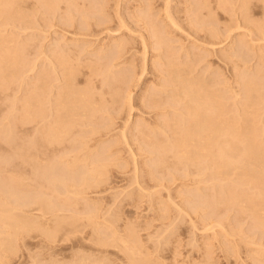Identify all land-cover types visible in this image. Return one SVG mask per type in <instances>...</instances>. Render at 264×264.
Masks as SVG:
<instances>
[{
  "label": "rangeland",
  "instance_id": "374dc122",
  "mask_svg": "<svg viewBox=\"0 0 264 264\" xmlns=\"http://www.w3.org/2000/svg\"><path fill=\"white\" fill-rule=\"evenodd\" d=\"M10 1L0 0V264H264V212L249 200L262 196V185L240 165L224 171L210 153L181 157L192 101L172 71L178 64L184 78L219 92L223 125H252L259 147L264 0ZM67 85L81 91L69 97L78 106L69 120L62 113L70 105L60 103ZM46 128L62 140L49 155ZM45 158L52 177L66 184L75 176V191L70 180L47 191ZM18 197L58 200L64 222L53 221L50 233L25 231Z\"/></svg>",
  "mask_w": 264,
  "mask_h": 264
},
{
  "label": "bare ground",
  "instance_id": "6f19581e",
  "mask_svg": "<svg viewBox=\"0 0 264 264\" xmlns=\"http://www.w3.org/2000/svg\"><path fill=\"white\" fill-rule=\"evenodd\" d=\"M12 1V0H11ZM10 1V2H11ZM17 1V0H16ZM221 2L222 1H224V3L226 2V0H220ZM13 2H14V0H13ZM231 3V2H230ZM226 4H228V3H226ZM11 5H13V4H11ZM222 5H224V4H222ZM14 6V5H13ZM227 7V6H226ZM155 24V23H154ZM156 27H157V25H156ZM158 32H160V31H158ZM161 38V37H160ZM116 45V44H115ZM121 46V45H120ZM231 55V54H230ZM229 56V55H228ZM232 56V55H231ZM234 56V55H233ZM237 58H238V56H237ZM240 58V57H239ZM238 58V59H239ZM111 59V58H110ZM233 59V58H232ZM113 60H114V58H113ZM243 60V59H242ZM111 61V60H110ZM171 61V60H170ZM113 62V61H112ZM112 62H110L111 63V65H112V67H115V66H113V63ZM176 63V62H175ZM115 64V63H114ZM174 64V63H173ZM173 64H171V66L173 65ZM178 64H174L173 65V67L175 68L174 70H172V71H175V73L174 74H176V76L177 77H179V79H180V82H181V84H182V89L180 90V94L181 95H183V94H188V95H191V100L190 101H192V103H190V104H188L187 103V105H188V110H189V112H190V114H192V120H193V122H191L190 123V125H189V127L187 128L186 127V129H182L181 130V133H179V134H182V136H181V138H179L180 139V142H179V145L181 144V146H182V148H181V150H180V154H182V158H183V156H189V157H193L192 159H194L195 158V161H193V162H196V158L197 159H199L201 156H205V154L206 153H210L211 155H213L212 156V161L215 163V162H217L218 164H220L221 165V167H222V169H223V167H224V169L226 170V169H228V168H232V167H236V166H238V165H240L241 166V168L243 167V171H242V174H243V176H247V177H249V178H252V179H250L251 181L253 180V182L255 181H257V183H259V186H261L262 185V191H261V193H262V196H261V194H260V196L259 197H250L249 198V200L253 203V205H254V207L256 206V209L258 210V208H260L261 209V212H264V192H263V190H264V143H263V141H261L262 142V144H261V142L260 143H258V144H260V145H258L259 147H257V143H256V138H257V142H258V138L259 137H256L255 136V134L254 133H252L251 132V130H252V125H251V127L250 126H247L246 125V127L247 128H243V130H240L241 129V124H240V129L239 128H235L236 126H234L235 124H232L233 122V120L231 121L232 123H230L229 124V126H228V124L225 126V125H223V124H226V123H224L225 121L224 120H220V115H221V113H220V115L218 116L217 115V112H218V109L219 108H221L222 109V107H221V104H220V102L219 101H217V98H216V96H215V94H217V93H219V92H215V94H213L212 92H210V90L208 91L207 90V87H206V84L205 83H203V81H200L199 79L198 80H196L197 78H195V80L194 79H186V78H184L183 77V75L181 74L182 72H180V69L178 70L177 68H180L179 66H177ZM170 66V68H172ZM183 67V66H182ZM110 68V67H109ZM109 68H108V70H109ZM184 68H185V66H184ZM113 69V68H112ZM111 68H110V71L112 70ZM173 69V68H172ZM169 70V69H168ZM182 70H184V69H182ZM107 72V71H106ZM169 72V71H168ZM108 73H109V71H108ZM111 73H113V72H110L109 74H111ZM117 73V72H116ZM172 73V72H171ZM114 74V73H113ZM118 74H119V72H118ZM115 75V74H114ZM182 75V76H181ZM185 75V74H184ZM174 76V75H173ZM72 77V76H71ZM73 78V77H72ZM131 78H132V76H131ZM173 78V77H172ZM175 78V77H174ZM70 81V80H69ZM75 81V80H74ZM129 81V80H128ZM178 81V80H177ZM174 82H176V81H174ZM68 83V82H67ZM70 83V82H69ZM68 83V84H69ZM73 83V82H72ZM72 83H71V85H72ZM112 84H114V83H112ZM111 84V85H112ZM74 85V84H73ZM115 85V84H114ZM68 86V85H67ZM67 86H65V87H67ZM118 86V85H117ZM71 87H73V86H68V91H66V93L62 96V98H61V101H60V103H62L61 105H63V106H61V108L63 107V109H65V105L66 104H69L70 105V103L69 102H71V103H73L72 101L74 100V98H73V100L71 101V100H69V97L75 92L74 90H75V88L77 87V86H75V88H74V90H73V88H71ZM112 87V86H111ZM113 88V87H112ZM65 89V88H64ZM66 89V90H67ZM78 89V88H77ZM77 91V90H76ZM77 92H79V91H77ZM81 92V91H80ZM79 92V93H80ZM178 92V91H177ZM79 93H74V94H79ZM73 94V95H74ZM111 94H112V92H111ZM130 94V93H129ZM220 94V93H219ZM72 95V96H73ZM75 95V96H76ZM84 95V94H83ZM82 95V96H83ZM176 95V94H175ZM179 95V94H178ZM187 95V96H188ZM79 96H81L80 94H79ZM78 96V97H79ZM186 96V97H187ZM130 97H131V94H130ZM184 97V96H183ZM182 97V98H183ZM70 98H72V97H70ZM181 98V99H182ZM188 98H190V97H188ZM188 98H186V99H188ZM79 99H80V97H79ZM82 99V98H81ZM184 99V98H183ZM75 100H76V97H75ZM179 100V99H178ZM79 102H81V101H79ZM78 102V103H79ZM86 102V101H85ZM169 102V101H168ZM59 103V104H60ZM77 103V105H79V106H81V105H84V104H82L83 103V99H82V103H79L78 104ZM73 104H75L76 105V103H75V101H74V103ZM171 104H173V102L171 103ZM170 104V106H172ZM164 105V104H163ZM167 105V104H166ZM177 105V104H176ZM186 105V106H187ZM252 105H254V104H252ZM85 106V105H84ZM90 106L91 105H89V107L88 108H90ZM224 106V105H223ZM74 107H78V106H73L72 107V105H70V107L69 108H66L64 111H63V115H64V117H66V118H68L67 120H69V119H71L70 117H74V115H75V112H76V110H74ZM81 107H83V106H81ZM153 107V106H152ZM151 107V108H152ZM165 107V106H164ZM171 108V107H170ZM225 108V107H224ZM223 108V109H224ZM77 109V108H76ZM85 110L87 109V108H84ZM92 108H90V110H91ZM79 110V109H78ZM80 110H82L81 108H80ZM101 110V109H100ZM45 112H47V111H45ZM79 112V111H78ZM81 112V111H80ZM79 112V113H80ZM83 112V111H82ZM81 112V113H82ZM188 112V111H187ZM219 112H220V110H219ZM52 113V112H51ZM50 113V114H51ZM77 113V112H76ZM85 114H86V112H85ZM82 115H84L83 113H82ZM49 114L48 115H42V119H44L45 121L48 119L49 120ZM76 116H77V114H76ZM75 116V117H76ZM79 116V115H78ZM81 116V115H80ZM102 116V115H101ZM86 118V117H88V116H81V118ZM190 117V116H189ZM65 118V119H66ZM77 119H78V117H76ZM82 118V119H83ZM84 118V119H85ZM53 119V118H52ZM51 119V120H52ZM75 119V118H74ZM81 119V121H83ZM230 119V118H229ZM56 120V119H55ZM80 120V117H79V119H78V121ZM190 120V119H189ZM188 120V121H189ZM71 121V120H70ZM80 121V122H81ZM191 121V120H190ZM228 121V120H227ZM47 122V121H46ZM50 122H52V121H49V123ZM75 122H77V120L75 121ZM174 122H175V120H174ZM49 123H46V125L47 124H49ZM67 123V122H66ZM65 123V124H66ZM69 123H71V122H69ZM229 123V122H228ZM250 123V122H249ZM44 124V123H43ZM88 123H86V125H87ZM170 125H171V123H169ZM168 124V125H169ZM189 124V123H188ZM223 125V128H221L222 127V125ZM246 124H248V123H246ZM252 124V123H251ZM45 125V126H46ZM58 125V124H57ZM64 125V124H63ZM82 125H83V123H82ZM93 125H95V124H93ZM172 125H173V123H172ZM171 125V126H172ZM238 125V124H237ZM255 125V124H254ZM49 126H51V124H49L48 125V128H49ZM56 126V125H55ZM103 126V125H102ZM102 126H100V127H102ZM228 126V127H227ZM225 127H227V128H225ZM239 127V126H238ZM50 128H52V127H50ZM54 128V127H53ZM62 128H64L65 130H66V128H65V126H62ZM98 128V127H97ZM96 128V130H98V129H100V128H98L97 129ZM108 128V127H107ZM68 129V128H67ZM105 129V128H104ZM245 129V130H244ZM253 129H254V127H253ZM56 129H48L47 130V128L45 129V131H44V133L43 134H45L44 135V144H42V146L44 145V154L45 155H47L46 154V152L48 151V149L50 150L51 149V147H52V145H53V147H55L54 146V144L56 145V149L58 148L57 147V145H58V142L60 143V141L62 142V140H60V141H57L56 140V131H55ZM95 130V129H94ZM93 130V131H94ZM248 130V131H247ZM51 131H55L56 133H54V132H51ZM57 131H59V129H58V127H57ZM253 131V130H252ZM60 132V131H59ZM62 132H63V130H62ZM98 132V131H97ZM179 132H180V130H179ZM255 132H256V130H255ZM64 133H66L65 131H64ZM83 133H85V132H83ZM228 133V135L230 136V137H232V140H227V139H224V136L223 135H226ZM60 134V133H59ZM63 134V133H62ZM258 134V133H257ZM61 135V134H60ZM41 136H42V134H41ZM40 136V137H41ZM221 136H223L222 138V140L220 139L221 138ZM43 137V136H42ZM88 137V136H87ZM226 137V136H225ZM57 138H58V140H59V137H58V135H57ZM85 139H87V138H85ZM176 140H178V139H176ZM261 140V139H260ZM85 141V140H84ZM157 141V140H156ZM42 142H43V140H42ZM86 142V141H85ZM149 144H150V142H148ZM155 143V144H154ZM153 143V145H154V147H156L157 149H158V147L160 148V146L162 147V145H160V144H158L157 142H154ZM226 143H228L227 144V146L226 145H224V144H226ZM240 143H242V145L240 144ZM84 144V143H83ZM86 144V143H85ZM51 146V147H50ZM151 146V145H150ZM222 146H223V148H222ZM153 146H152V148H154ZM186 147V148H185ZM166 148V147H165ZM165 148L163 147V149L165 150ZM53 149V148H52ZM162 149V148H161ZM58 150H60V149H58ZM58 150H56V152L58 151ZM154 150V149H153ZM159 150V149H158ZM166 151V150H165ZM41 152H42V150H41ZM161 152V151H160ZM167 152V151H166ZM162 153V152H161ZM163 154H165V153H163ZM179 154V155H180ZM42 155V154H41ZM49 155V154H48ZM91 155V154H90ZM42 157V156H41ZM45 157V156H44ZM48 157V156H47ZM180 157V158H181ZM43 158V157H42ZM82 158H84L85 159V157H82ZM162 158V157H161ZM179 158V159H180ZM181 158V159H182ZM185 158V157H184ZM201 158H203V157H201ZM200 158V159H201ZM49 159H50V156H49ZM49 159H46L45 158V160L44 159H42L41 161L43 162V160H44V169H42V170H44L45 171V175H44V177H45V179H46V182H44L45 184H46V189H47V191H49V189H48V186H50V185H52V184H54V182H56L57 181V183H59L58 181L60 180V182H61V180H64L65 181V178L63 179V178H61V176L62 177H64V172H63V175L61 174L60 175V178L61 179H59V177H57V176H59V175H57V176H55V177H52L53 176V174H49V171H51V169L53 170L54 168L53 167H50V166H52L50 163H49ZM158 160H160V159H158ZM188 160V159H187ZM202 160V159H201ZM83 161V160H82ZM86 161V160H85ZM94 161V160H93ZM92 161V163H94ZM95 161H96V159H95ZM99 161V160H98ZM98 161H97V163H98ZM157 161V160H156ZM161 161V160H160ZM165 160H163V162H164ZM181 161V160H180ZM185 161H186V158H185ZM189 161V160H188ZM199 161V160H198ZM183 162V161H182ZM190 162H192V161H190ZM192 162V163H193ZM160 163V162H159ZM198 163V162H197ZM200 163V162H199ZM202 163V162H201ZM42 165H43V163H41ZM72 164H76V162L75 161H72ZM158 164V163H157ZM53 165H55V164H53ZM95 165H97L96 163H95ZM55 167V166H54ZM216 167V166H215ZM217 167H219V166H217ZM220 167V168H221ZM228 167V168H227ZM239 167V166H238ZM59 168V167H58ZM98 168V167H97ZM95 169H96V167H95ZM216 169V168H215ZM223 169V170H224ZM233 169V168H232ZM235 169V168H234ZM57 170V169H56ZM65 170H67V168L65 169ZM75 170V169H74ZM86 170V169H85ZM222 170V171H223ZM224 170V171H225ZM67 171H69V170H67ZM71 171V170H70ZM84 171V170H83ZM87 171V170H86ZM229 171H230V169H229ZM234 171V170H233ZM241 171V170H240ZM53 172H54V170H53ZM43 173V172H42ZM52 173V172H51ZM55 173V172H54ZM58 173V172H57ZM60 173H61V171H60ZM60 173H58V174H60ZM85 173V172H84ZM226 173V172H225ZM228 173V172H227ZM83 173L81 172V175H82ZM86 174V173H85ZM217 174V173H216ZM224 174V173H223ZM67 175V172L65 173V177L67 178L68 176H66ZM68 175H70V174H68ZM72 175H74L73 173H72ZM82 176H85V175H82ZM222 176H224V175H222ZM241 176V175H240ZM242 176V177H243ZM81 177V176H80ZM220 177V176H219ZM78 178V177H77ZM238 178H240V177H238ZM245 178V177H244ZM73 180V179H75V176L73 177V176H70V178H69V180ZM83 179H84V177H83ZM82 179V180H83ZM68 180V179H67ZM68 180V181H69ZM70 180V182L72 183V181ZM77 179H75V181H76ZM79 180V179H78ZM81 180V179H80ZM247 180H248V178H247ZM249 180V181H250ZM44 181V180H43ZM68 181L66 182V184H65V182H61L62 183V185H67V183H68ZM74 180H73V182H75ZM251 181H250V184H251ZM78 182V181H77ZM254 182V183H255ZM44 183H41V184H44ZM61 183H60V185H61ZM253 183V184H254ZM45 184H44V186H45ZM72 184H73V186H72ZM70 186H69V189H70V187L72 186L73 188L72 189H68L67 188V190H69V191H75V188H74V183H72ZM76 184V183H75ZM79 184V183H78ZM80 184H81V181H80ZM261 184V185H260ZM56 185V184H55ZM55 185L54 186H51L52 188L53 187H55ZM58 185V184H57ZM59 185V186H60ZM41 186V185H40ZM44 186H41V188H43ZM80 186V185H79ZM258 186V185H257ZM77 187H78V185H77ZM76 187V188H77ZM255 187H256V185H255ZM56 188H57V186H56ZM59 188V187H58ZM58 188H57V192H59L58 191ZM259 188V187H258ZM45 189V188H44ZM44 189H41V190H43L44 191ZM55 189V188H54ZM78 189V188H77ZM76 189V190H77ZM51 190H53V189H51ZM50 190V191H51ZM227 190H229V189H227ZM46 191V190H45ZM45 191L43 192V193H45ZM47 191H46V193H47ZM53 191H56V189L55 190H53ZM52 191V192H53ZM237 191V190H236ZM232 192V191H231ZM258 192H260V191H258ZM40 193V192H39ZM38 193V194H39ZM42 193V192H41ZM49 193V192H48ZM63 193V192H62ZM233 193H236V192H233ZM247 193V192H246ZM250 193V192H249ZM37 194V193H36ZM35 194V195H36ZM58 194V193H57ZM219 194V193H218ZM217 194V195H218ZM228 194V193H227ZM226 194V195H227ZM229 194H231V193H229ZM237 194V193H236ZM245 194V193H244ZM40 195V194H39ZM42 195V194H41ZM49 195H52L51 194V192H50V194H48V196ZM216 195V196H217ZM225 195V196H226ZM239 195V194H238ZM242 195V194H241ZM240 195V196H241ZM254 195V194H253ZM257 195V194H256ZM47 196V197H48ZM207 196V195H206ZM215 196V195H214ZM222 196V195H221ZM248 196V195H247ZM246 196V197H247ZM33 197V196H32ZM41 197V196H40ZM43 197V196H42ZM44 197H46V194H44ZM44 197H43V199H44ZM46 197V198H47ZM51 197V196H50ZM49 197V198H50ZM54 197V196H53ZM209 197H211V199H209V200H211V202H212V196H209ZM219 197H220V195H219ZM231 198L230 199H234V201H236L237 202V196L236 195H231L230 196ZM249 197V196H248ZM247 197V198H248ZM19 199V203H18V205H15L14 207L16 208V209H19L20 210V212H19V210H18V212L19 213H21L22 214V218L24 219L23 221H22V223H26L27 222V224H28V226L26 227L27 228V230H25V231H28V228H30L31 226L32 227H36L37 228V226H39V228L40 229H43L42 227H45V228H47V229H49L50 228V226H51V223L53 222V221H55L56 219H58L59 217H62V218H65L64 216L65 215H60L59 213H58V211H61L62 209H64V208H61L60 207V205H58L59 203H57L58 202V200H57V202L55 201V200H53L56 204H53V203H45V199L43 200L42 199V201H43V203L41 202V198H40V202L41 203H39V202H36V199L35 198H38V201H39V197L37 196H35V198H32V199H35V200H29V202L27 203V200H25V197H23V199H24V202L26 201V203H21L20 202V199L22 198H20V197H18ZM217 198V197H216ZM224 198V197H223ZM222 198V199H223ZM227 198H229V197H227ZM227 198H226V200H227ZM238 198H239V196H238ZM243 198V197H242ZM30 199H31V197H30ZM51 199V198H50ZM49 199V201H51ZM53 199V198H52ZM214 199V198H213ZM240 199V198H239ZM2 200V199H1ZM4 200V199H3ZM17 200V201H18ZM208 200V202H210ZM219 200H221V197H220V199ZM218 200V201H219ZM11 201V200H10ZM13 201V200H12ZM15 201H16V199L14 200V203H15ZM52 201V202H53ZM206 201V200H205ZM229 201V200H228ZM203 202V201H202ZM222 202V201H221ZM220 202V203H221ZM247 202H249V201H247ZM251 202H250V205H251ZM9 203V202H8ZM7 203V204H8ZM12 203V202H11ZM14 203H12V205L14 204ZM204 203V202H203ZM207 203V202H206ZM218 203V202H217ZM216 203V204H217ZM243 203H244V201H243ZM243 203H241V206H242V204ZM6 204V203H5ZM229 204V203H228ZM240 204V203H239ZM0 205H2V204H0ZM233 205V204H232ZM236 205V204H235ZM244 205V204H243ZM252 205V206H253ZM238 206H240V205H238ZM258 206V207H257ZM14 207H11L12 209H15ZM4 209H5V207H3ZM7 208V207H6ZM8 208H10V207H8ZM249 208V207H248ZM251 208V207H250ZM2 209V208H1ZM3 209V210H4ZM15 209V210H16ZM239 209H242V208H239ZM6 210V209H5ZM8 210V209H7ZM65 210V209H64ZM251 210V209H250ZM63 211V210H62ZM17 212V213H18ZM256 212V211H255ZM16 213V214H17ZM253 214H254V212H253ZM9 215H11V214H9ZM256 215V214H255ZM259 215H261V214H259ZM7 217V219L6 220H8V219H10L11 217L9 216V218H8V215L6 216ZM20 216H18V219L20 220V218H19ZM257 217V216H256ZM62 218H59V220H57V221H60L59 223L60 224H58L59 226L64 222L63 220L64 219H62ZM17 219V218H16ZM5 220V221H6ZM11 221V220H10ZM8 222V223H11V222ZM25 221V222H24ZM62 222V223H61ZM7 223V222H6ZM18 223V222H17ZM20 223V222H19ZM21 223V224H22ZM55 223V222H54ZM262 223H263V225H264V214H262ZM3 225V224H2ZM67 225V224H66ZM20 226V225H19ZM22 226V225H21ZM41 226V227H40ZM261 226V225H260ZM15 227V226H14ZM263 227V226H262ZM51 228H52V226H51ZM50 228V229H51ZM22 229H25V227L23 226V228ZM50 229L48 230V232L50 231ZM37 230V229H36ZM69 230H71L70 229V227H69ZM72 230H73V228H72ZM31 231H32V228H31ZM30 231V232H31ZM45 232H46V229L44 230ZM66 231H67V228H66ZM73 231H75V230H73ZM8 232H9V230H8ZM29 232V231H28ZM29 232V233H30ZM47 232V233H48ZM69 232V231H68ZM68 232H65L66 234L68 233ZM10 233V232H9ZM50 233V232H49ZM71 233V232H70ZM11 234H13V233H11ZM48 235V234H47ZM8 238L10 237V236H7ZM18 237V236H17ZM11 239H13V238H10V240ZM16 239H19V237L18 238H16ZM6 240H7V238H6ZM13 240H15V239H13ZM12 240V241H13ZM11 243V242H10ZM9 243V244H10ZM13 245V244H12ZM76 247V246H75ZM11 248V247H10ZM15 248V247H14ZM7 249V248H6ZM5 249V250H6ZM8 249H9V247H8ZM10 250V249H9ZM8 250V251H9ZM0 251H1V249H0ZM7 251V252H8ZM12 251V250H11ZM62 252H63V250H61ZM3 252V251H2ZM1 252V253H2ZM13 252V251H12ZM61 252V253H62ZM6 252H3V254H5ZM57 253H59V252H57ZM6 254H8V253H6ZM60 254V253H59ZM62 255V254H61ZM5 256V255H4ZM7 257H8V255H6ZM64 256H66V255H64ZM6 258V257H5ZM62 258V257H61ZM64 258V257H63ZM8 259V258H7ZM144 259H146V258H144ZM63 260V263L64 264H67V263H65L64 262V259H62ZM61 260V261H62ZM7 261V260H6ZM6 261H4V262H6ZM60 261V258H59V260H58V262ZM60 261V264L62 263ZM142 261V260H141ZM144 261V260H143ZM145 262V261H144ZM140 263H142V262H140ZM150 263V262H149ZM145 264V263H144ZM147 264H148V262H147Z\"/></svg>",
  "mask_w": 264,
  "mask_h": 264
}]
</instances>
